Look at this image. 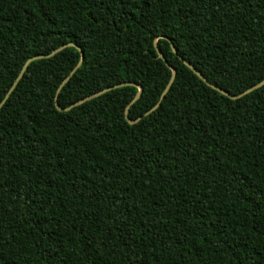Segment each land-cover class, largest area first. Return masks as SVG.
<instances>
[{"label": "trees", "instance_id": "1", "mask_svg": "<svg viewBox=\"0 0 264 264\" xmlns=\"http://www.w3.org/2000/svg\"><path fill=\"white\" fill-rule=\"evenodd\" d=\"M34 56L0 107V264H264V84L183 62L263 80L264 0H0V102Z\"/></svg>", "mask_w": 264, "mask_h": 264}, {"label": "water", "instance_id": "2", "mask_svg": "<svg viewBox=\"0 0 264 264\" xmlns=\"http://www.w3.org/2000/svg\"><path fill=\"white\" fill-rule=\"evenodd\" d=\"M69 45H70V44H65V45H63V46H61V47H59V48L53 50V51L51 52L50 55L55 54V53L58 52L59 50L65 48V47H67V46H69ZM171 49H172V51L176 54V51L174 50V47H173L172 45H171ZM157 52H158L159 57H160L161 59L164 60V57H163V55L159 52V50H157ZM80 55H81V59H80L79 63L76 65V67L72 70V72H71L70 74H73V72L76 70V68L79 67V65L81 64L82 55H83L81 50H80ZM42 57H44V56H34V57L29 58V59H27V60L25 61V63L23 64V66H22V68H21V70H20V72H19L18 75L16 76L14 82L12 83V85L10 86V88L8 89V91H7V93L5 94L4 98L1 100V102H0V107L4 104V102H5L6 99L9 97L10 93L13 91L14 87L16 86V84L18 83V81L20 80V78L22 77V75H23V73H24V71H25V69H26L28 63L31 62L32 60H35V59H38V58H42ZM164 62H165V60H164ZM183 62H184V64H185L189 69H191V70H192V71H193V72H194V73H195V74H196V75H197V76H198V77H199V78H200L205 84H207L209 87H211V88L217 90L218 92H220V93H222V94L228 96V97L231 98V99H235V98L241 97L242 95L247 94V93H249V92H251V91L257 89V88H259L260 86H262V85L264 84V79H263V80H261L260 82H258L257 84H255L254 86H252V87L248 88L247 90H245L244 92H242L241 94H239V95H237V96H233V95H230L228 92L222 90L221 88H218V87H216L215 85H213V84H211L210 82H208V81H207V80H206V79H205V78H204V77H203V76H202V75H201V74H200V73H199L194 67H192L187 61H183ZM169 68L171 69V73H172V74H171V78H170L168 84L165 86V88H164V90H163V92H162V94H161V96H160L158 102H157L156 105L152 108V110L155 109V108L159 105L160 101L162 100V98H163L164 95L166 94L167 90L169 89L170 85L172 84V81H173L174 76H175V70H174L173 68H171V67H169ZM68 78H69V77H66V79H65L64 81H66ZM122 85H123V84H116V85H113V86H109V87H107V88H104V89L100 90L99 92H97V93H95V94H93V95L87 97L86 99H83V100H81V101H79V102H76L74 105H77V104H79L80 102H82V101H84V100H87V99H89V98L96 97V96H98V95H100V94H102V93H105V92H107V91H109V90H111V89L117 88V87L122 86ZM139 91H140V88H139ZM136 98H137V95H136ZM136 98H134L133 101H134ZM55 101H56V100H55ZM125 114H126V110H125ZM130 122H131V121H130Z\"/></svg>", "mask_w": 264, "mask_h": 264}]
</instances>
